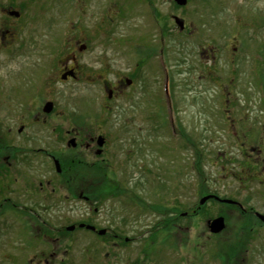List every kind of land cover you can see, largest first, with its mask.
Returning <instances> with one entry per match:
<instances>
[{
    "label": "flooded vegetation",
    "instance_id": "1",
    "mask_svg": "<svg viewBox=\"0 0 264 264\" xmlns=\"http://www.w3.org/2000/svg\"><path fill=\"white\" fill-rule=\"evenodd\" d=\"M207 2L0 0V264H153L151 247L160 235L168 240L165 233L171 231L176 234L175 247L184 255L178 264H204L209 255L215 264L246 262L241 253L249 251L253 235L245 233L253 226L264 230V222L257 217L258 212L241 205L208 200L234 208L231 214L235 218L253 225L237 245L232 240L225 246L224 237L229 241L232 236H227L224 213L212 216L198 212L199 208L169 215L151 226L142 224V212H101V218L84 227L79 219L66 222L69 215L78 212L81 200L91 207L97 201L91 200L101 192L109 199L126 194L125 184L111 171L104 116L118 109L121 102L123 107L134 109L125 100L135 88L138 95L134 98H143L146 74L163 71L169 79L175 68L166 60L171 45L199 34L194 15L203 16ZM133 9L137 25L127 38L135 50L124 56L125 67L113 69L101 57L88 62L90 42L115 38L112 26L127 21ZM46 28L53 31L54 45L59 41L64 47L63 59H49L44 49L34 60L29 59L32 54L27 42L46 37ZM209 51L201 53L206 60L211 58L206 55ZM256 62L254 72L261 74L264 55L259 53ZM80 83L97 86L100 98L74 95L67 104L64 86ZM168 99L172 110V99ZM154 100V113L159 115L161 99ZM96 113L101 118L94 119ZM125 115L131 126L134 115L130 110ZM135 117L144 119L140 111ZM165 130L176 134L172 128ZM146 131L138 129L137 134L142 136ZM99 137L103 139L101 147L97 145ZM136 143L139 141L132 145ZM100 171L101 178L93 176ZM127 201L140 205L133 191ZM219 217L223 229L210 233L209 222ZM82 233L92 241L82 245Z\"/></svg>",
    "mask_w": 264,
    "mask_h": 264
},
{
    "label": "rangeland",
    "instance_id": "2",
    "mask_svg": "<svg viewBox=\"0 0 264 264\" xmlns=\"http://www.w3.org/2000/svg\"><path fill=\"white\" fill-rule=\"evenodd\" d=\"M137 19L136 9L130 10L127 21L112 26L118 39L100 37L90 42L86 60L92 63L101 57L113 69L124 68L127 64L124 56L135 50L127 35L135 30ZM194 21L199 34L176 40L169 59L166 57L168 64L175 66L168 83L173 103L170 124L167 125V117L163 115L166 112L163 101L158 107L159 115L154 113L157 102L154 99H163L167 86L161 73L154 72L145 76L140 101L134 98L138 95L137 88L126 98L125 103L134 109L123 107L121 102L118 109L104 116L108 127L107 152L113 162L111 171L125 184L126 194L109 199L101 196V192L93 197L91 201H97L91 207L81 200L77 203L78 212L69 215L66 222L79 219L81 224L90 225L103 216L101 212H142V224L151 226L161 223L162 218H170L169 215L199 208L198 212H210L212 216L226 215L229 225L226 233L232 236L229 241L224 237L226 246L232 240L234 245L243 241V233L253 225L235 218L231 214L235 209L229 206L206 201L199 207L201 198L215 195L264 216V72H254L257 55H264V0H208L203 16L195 14ZM44 31L46 37L27 42L32 54L29 59L34 60L42 49L49 59L61 58L64 47L59 41L54 45L50 28ZM207 49L211 51L206 54L211 56L209 60L201 55ZM64 88L67 104H71L74 95L100 98L98 87L88 83ZM66 108L70 109V105ZM129 110L134 115L131 126L125 119ZM138 111L144 115L143 120L136 119ZM96 118L101 116L96 113ZM167 127L176 134L169 135ZM138 129L148 133L138 136ZM137 140L139 143L133 146ZM250 151L252 156L248 155ZM93 176L101 178L102 173ZM131 191L140 200V207L127 201ZM94 208L98 213H94ZM165 234L170 240L161 235L157 238L151 247V260L153 264H178L184 255L174 245L176 234L172 231ZM247 234L253 237L249 251L241 253L246 262L240 264H264V230L253 226ZM87 237L81 234L82 245L92 241ZM210 257H205L204 264H215Z\"/></svg>",
    "mask_w": 264,
    "mask_h": 264
},
{
    "label": "water",
    "instance_id": "3",
    "mask_svg": "<svg viewBox=\"0 0 264 264\" xmlns=\"http://www.w3.org/2000/svg\"><path fill=\"white\" fill-rule=\"evenodd\" d=\"M98 145L101 146L102 145V139L99 138L98 140ZM212 198V196H206V197H203L202 199H200L199 201V205H203L204 202H206L208 199ZM215 199H218L215 197ZM221 202L225 203V204H235V202L233 201H230V200H221ZM257 217L264 222V216H261L259 214H257ZM223 219L222 218H216L212 221L209 222V225H208V229L210 231V233H219L222 229H223Z\"/></svg>",
    "mask_w": 264,
    "mask_h": 264
}]
</instances>
